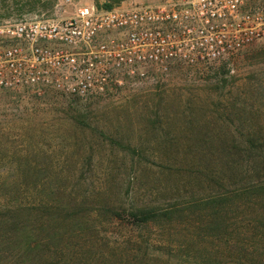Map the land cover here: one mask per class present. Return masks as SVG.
<instances>
[{
    "label": "rangeland",
    "instance_id": "374dc122",
    "mask_svg": "<svg viewBox=\"0 0 264 264\" xmlns=\"http://www.w3.org/2000/svg\"><path fill=\"white\" fill-rule=\"evenodd\" d=\"M114 1L0 0V27L167 0ZM10 47L89 51L0 34ZM144 72L107 68L85 97L70 81L0 91V264H264V40Z\"/></svg>",
    "mask_w": 264,
    "mask_h": 264
},
{
    "label": "built area",
    "instance_id": "2783aa9c",
    "mask_svg": "<svg viewBox=\"0 0 264 264\" xmlns=\"http://www.w3.org/2000/svg\"><path fill=\"white\" fill-rule=\"evenodd\" d=\"M104 29L120 31L122 37L98 41ZM0 34L26 42L46 40L89 48L87 58L75 59L62 49L34 47L30 60L14 47L4 49L0 91L47 82L62 89L70 81L66 91L85 97L102 91L107 68L142 78L147 67L207 65L263 41L264 0H167L109 11L85 5L62 22L2 26ZM67 71L72 75L66 76Z\"/></svg>",
    "mask_w": 264,
    "mask_h": 264
},
{
    "label": "trees",
    "instance_id": "16d2710c",
    "mask_svg": "<svg viewBox=\"0 0 264 264\" xmlns=\"http://www.w3.org/2000/svg\"><path fill=\"white\" fill-rule=\"evenodd\" d=\"M117 1H119V0H115L114 2H117ZM104 6V5H103ZM96 8V7H95ZM111 9V6H104V9L103 10H110ZM251 149V148H250ZM215 185H222V182H217V183H215ZM260 186H263V184L262 185H260ZM259 190H263L264 191V187L262 188H260ZM130 216H132L133 218L135 217V218H140L139 220H140V222H142V223H146L147 221H148V219L150 218L149 217V215H148V213L146 212V213H143V212H139L138 214H133V213H130ZM19 231V230H18ZM18 234V236H17V238L18 239H20V241L23 243V245L25 246L24 248H23V253H26L27 251H29L30 249H32V242L29 240L28 241V237H29V233H28V231H26V230H24V231H20V232H18L17 233Z\"/></svg>",
    "mask_w": 264,
    "mask_h": 264
}]
</instances>
